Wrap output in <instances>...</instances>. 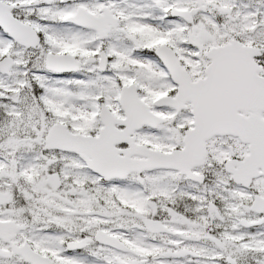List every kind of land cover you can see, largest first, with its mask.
<instances>
[{
	"label": "snow or ice",
	"instance_id": "obj_1",
	"mask_svg": "<svg viewBox=\"0 0 264 264\" xmlns=\"http://www.w3.org/2000/svg\"><path fill=\"white\" fill-rule=\"evenodd\" d=\"M0 264H264V0H0Z\"/></svg>",
	"mask_w": 264,
	"mask_h": 264
}]
</instances>
